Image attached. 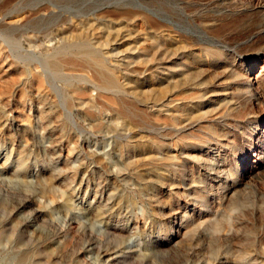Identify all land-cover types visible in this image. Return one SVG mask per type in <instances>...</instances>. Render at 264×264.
<instances>
[{
    "label": "rangeland",
    "instance_id": "obj_1",
    "mask_svg": "<svg viewBox=\"0 0 264 264\" xmlns=\"http://www.w3.org/2000/svg\"><path fill=\"white\" fill-rule=\"evenodd\" d=\"M263 130L264 0H0V264H264Z\"/></svg>",
    "mask_w": 264,
    "mask_h": 264
},
{
    "label": "bare ground",
    "instance_id": "obj_2",
    "mask_svg": "<svg viewBox=\"0 0 264 264\" xmlns=\"http://www.w3.org/2000/svg\"><path fill=\"white\" fill-rule=\"evenodd\" d=\"M30 13V12H29ZM248 20V19H247ZM258 28H259V26H258ZM259 32V31H258ZM170 46V45H169ZM167 50V49H166ZM169 51V50H168ZM167 54H165V56H166ZM91 57H93V56H91ZM78 61V60H77ZM166 65V64H165ZM169 69V68H168ZM173 72V71H172ZM176 74V73H175ZM168 76L169 75H167V78H168ZM166 78V77H165ZM168 83V82H167ZM167 108V107H166ZM170 112V111H169ZM168 115V114H167ZM264 131V130H263ZM172 149V148H171ZM170 149V150H171ZM12 150V149H11ZM19 152V151H18ZM21 158V157H20ZM24 158V157H23ZM235 184V183H234ZM184 190V189H183ZM186 193V192H185ZM127 202H129V201H127ZM125 203V202H124ZM44 206V205H43ZM113 206V205H112ZM122 207V206H121ZM124 207V206H123ZM41 208V207H40ZM109 208H111V207H109ZM118 208V207H117ZM93 210V209H92ZM40 211V210H39ZM92 212V211H91ZM122 212V211H121ZM10 214V213H9ZM19 214V213H18ZM40 214H42V213H40ZM121 214V213H120ZM119 214V215H120ZM43 215V214H42ZM117 215V214H116ZM23 216H25V215H23ZM44 216V215H43ZM185 216V215H184ZM186 217V216H185ZM26 218V217H25ZM50 218V217H49ZM121 219V218H120ZM21 220H23V219H21ZM104 222V221H103ZM34 223V222H33ZM8 225V224H7ZM4 226V225H3ZM25 226V225H24ZM23 226V227H24ZM42 226V225H41ZM10 227V226H9ZM28 227V226H27ZM31 227V226H30ZM37 227V226H36ZM128 228V227H127ZM127 230V229H126ZM43 231H44V227H43ZM48 232V231H47ZM35 238V237H34ZM38 240V239H37ZM54 240V239H53ZM25 241V240H24ZM55 242V241H54ZM59 242V241H58ZM123 242V241H122ZM39 243V242H38ZM57 243V242H56ZM37 244V243H36ZM129 244V243H128ZM51 245V244H50ZM125 245H127V243L125 244ZM34 246V245H33ZM31 247V246H30ZM125 247V246H124ZM46 248V247H45ZM54 248V247H53ZM128 249V248H127ZM142 249V248H141ZM12 250V249H11ZM117 251L116 252H112V253H110L109 254V256H110V259H113V258H115V257H117L118 256V254H119V252H120V250L118 251V249H116ZM133 250V249H132ZM131 250V251H132ZM29 251V250H28ZM59 251V250H58ZM123 251V250H122ZM134 251V250H133ZM11 252V251H10ZM124 252H125V250H124ZM136 252V251H135ZM134 252V253H135ZM109 253V252H108ZM20 254V253H19ZM107 254V253H106ZM9 255V254H8ZM144 255V254H143ZM182 255V254H181ZM2 256V255H1ZM5 257V256H4ZM132 258H133V256H132ZM17 259V258H16ZM183 259V258H182ZM55 260V259H54ZM105 260H107V259H105ZM119 260V259H118ZM178 260V259H177ZM176 260V261H177ZM181 261V260H180ZM110 262V261H109ZM182 262V261H181ZM47 263V262H46ZM15 264V263H14ZM18 264H29L28 263V257H27V255L26 254H23L20 258H19V260H18ZM96 264V263H95Z\"/></svg>",
    "mask_w": 264,
    "mask_h": 264
}]
</instances>
